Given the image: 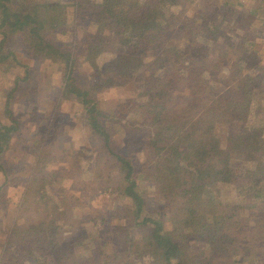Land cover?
<instances>
[{
  "label": "trees",
  "instance_id": "trees-1",
  "mask_svg": "<svg viewBox=\"0 0 264 264\" xmlns=\"http://www.w3.org/2000/svg\"><path fill=\"white\" fill-rule=\"evenodd\" d=\"M89 1L91 4L88 5ZM175 1L143 0L145 9L136 13V6L128 0H72L70 4L74 9H83L85 16L89 17L88 29L92 27L79 37L77 29L67 31L64 23L59 29L47 26L37 5L31 0H0V62H8L12 66L18 64L14 53L6 50L10 35L17 33L23 36L39 58L61 66L63 82L59 95L74 98L82 104L85 120L93 135L101 141V146L115 165L113 187L106 188L113 193L121 191L131 200L121 212V221L115 233L122 241L126 254L133 258H146L143 260L145 264H226L225 258L235 264L236 255L242 251V242L236 235L221 234V226L246 227L249 220L243 217L239 203L224 205L217 200L215 193L221 185L236 184L246 169L251 168L258 173L264 171V164L260 165L264 162L260 133L264 126L259 125L264 112L261 106L256 108L260 109L258 112L251 109L249 99L254 94L252 81L248 80L243 86L235 84L244 80L243 75H230L232 85H227L224 90L214 84L220 74V83L226 84L224 75L228 76V73L222 72V69L225 71L229 63L227 56L232 54L229 49L234 47L233 41L219 51V55L226 60L210 62L207 64L211 65L209 69L202 63L194 62L183 70L178 69L173 76L164 72L166 60L179 52L178 45L170 41V35L184 27L183 20L174 10ZM231 12L239 13L237 19L242 21L249 14L244 9ZM133 22H136L135 27ZM211 31L214 39L222 35L217 29ZM63 33L70 36L62 39L60 35ZM225 36L231 38L229 30ZM149 50L158 51L150 58L152 63L149 59L145 62L143 58ZM101 51L113 52V56L101 62L97 58ZM240 54L247 55V52L241 49ZM81 59L92 66L93 84L121 85L132 79L141 83L138 93L141 98L134 104L144 116L142 150L147 161L153 163L147 179L167 200L171 217L175 219L172 228L165 226L162 218L153 219L142 209L144 196L135 190L134 159L115 145L107 125L109 114L99 106L94 88L90 89L89 84H83V78H79L77 66ZM238 66L241 67L240 62ZM234 71L232 67L230 73ZM24 73L22 78L14 77V85L6 92L5 104L0 110L2 171L3 153L10 147V141L18 130L11 99L20 81L27 79L26 69ZM99 86L97 89H100ZM186 88L190 89L189 97L197 94L194 101L173 98L175 93L184 92ZM252 116L255 118L250 120ZM235 125L241 128H233ZM39 158H42L41 152L33 162L35 168L25 186V196L33 197L36 206L41 207L38 210L40 217L33 224L16 222L10 227L7 241L14 245V258H25L29 264H46L47 254L37 252V245L42 244L52 251L55 262L68 258L73 264H83L77 263L73 250V245L80 241L64 243L57 237L66 220L74 214L55 204L56 198H63L64 191L57 189L56 180L52 177L49 180L44 175L47 168L41 166ZM36 172L37 178L32 181ZM177 173L180 174L179 180ZM170 190H174V194L170 195ZM252 207H255V212L264 213V202ZM128 227H147V241L133 237L127 239ZM196 235L207 241L209 254L205 255L202 248L191 246V237ZM68 236L73 237L72 234ZM218 254L224 260L218 259ZM108 257L104 256V259ZM119 263L126 264L127 261Z\"/></svg>",
  "mask_w": 264,
  "mask_h": 264
},
{
  "label": "rangeland",
  "instance_id": "rangeland-1",
  "mask_svg": "<svg viewBox=\"0 0 264 264\" xmlns=\"http://www.w3.org/2000/svg\"><path fill=\"white\" fill-rule=\"evenodd\" d=\"M31 1L37 5L39 14L51 29L62 28L64 23L67 31L77 29L79 37L86 30L92 29L90 26L88 29L89 17L85 16L83 9H74L70 4L72 0ZM128 1L136 6V13L145 9L143 0ZM180 1H175L174 10L183 20L184 27L176 29L170 35V41L178 45L179 52L172 59L166 60L164 72L173 76L175 71L183 70L194 62L202 63L209 69L211 65L207 64L210 62L226 60L219 55V51L233 41L234 47L229 49L232 54L227 56L229 63L225 71L222 69V72L228 73V76L224 75L226 84L220 83L221 74L214 84L224 90L231 83L230 75H243L244 80L235 84L243 86L248 80L252 81L254 94L249 99L251 109L256 112L260 110L256 108L261 106L264 112V0ZM87 4H91V1ZM241 9L249 12L243 21L237 19L240 17L239 13L231 12ZM133 25L135 27L136 22ZM211 29L219 30L222 35L214 39ZM227 30L230 31V39L225 36ZM60 36L66 40L70 35L63 33ZM241 49L246 50L247 55L240 54ZM6 50L14 53L18 64L12 66L8 62H0V110L4 107L6 92L14 85V77L22 78L25 69L28 74L27 79L21 80L13 92L11 108L18 121V130L10 141V147L3 153L4 168L3 171L0 170V264H29L25 258H14L15 248L7 241V233L16 222L28 225L39 220L38 210L41 207L36 206L33 197L26 198L25 186L35 168L33 162L40 152L41 166L45 165L47 168L44 175L49 180L51 177L56 180L57 189L64 191L63 198H56L55 204L60 209L66 208L69 214H74L66 220L60 229L62 235L58 232L57 237L64 243L69 240L80 241L73 245L77 263L121 264L120 261L126 260V264H145L143 260L146 258H133L126 254L122 241L115 235L118 222L121 221V212L130 205L131 200L121 191L113 193L106 188L113 187L115 165L106 149L101 146V141L93 135L85 120L82 104L74 98L59 95L63 82L61 66L39 58L23 36L17 33L10 35ZM157 53V50L147 51L144 61L147 62ZM97 56L99 61L104 62L113 56V52L101 51ZM82 60H79L77 66L79 78H83L82 83L89 84L90 89L94 88L99 106L109 114L107 125L110 126L115 145L134 159L137 177L135 190L144 196L142 209L153 219L162 218L165 226L172 228L175 226V219L171 217L167 200L147 179L153 163L147 161L142 150L145 138L142 130L144 116L134 104L141 98L138 96L141 83L132 79L121 85L98 84L100 89H97L98 85L91 82V64ZM237 62H240L241 67ZM232 67L235 71L230 73ZM183 90L184 92L180 90L178 94L175 93L173 98H188L192 101L197 98V94L189 97L190 89ZM253 118L255 117L252 116L250 120ZM260 120L262 124L259 125L264 126V116ZM255 121L260 122L258 118ZM233 128L241 127L235 125ZM260 133L264 147V127ZM263 164L264 162L260 165ZM179 176L177 173L178 180ZM36 178L37 172L31 180ZM216 191L217 200L224 205L239 203L243 217L249 220L246 227L221 226V234L236 235L242 242V251L236 255L235 264H264V213L255 212V207H252L258 202H264V171L258 173L251 168L246 169L242 171L236 184L221 185ZM172 194L174 190H170V195ZM49 202L51 205V200ZM147 231V227H128L129 236L126 238L147 241ZM70 234L72 238H69ZM206 242L200 235L191 237V246L202 248L205 255L209 254ZM37 247L38 253L47 254L46 264H73L68 258L55 262L49 248L45 249L46 246L42 244ZM107 255L109 257L106 260L104 256ZM217 258L224 260L221 254ZM225 261L226 264L233 262L228 258Z\"/></svg>",
  "mask_w": 264,
  "mask_h": 264
}]
</instances>
